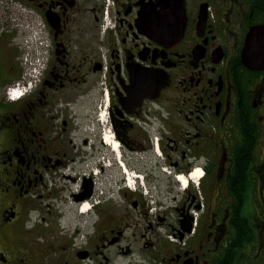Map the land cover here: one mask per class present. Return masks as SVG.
Masks as SVG:
<instances>
[{
	"label": "flooded vegetation",
	"instance_id": "1",
	"mask_svg": "<svg viewBox=\"0 0 264 264\" xmlns=\"http://www.w3.org/2000/svg\"><path fill=\"white\" fill-rule=\"evenodd\" d=\"M0 264H264V0H0Z\"/></svg>",
	"mask_w": 264,
	"mask_h": 264
},
{
	"label": "bare ground",
	"instance_id": "2",
	"mask_svg": "<svg viewBox=\"0 0 264 264\" xmlns=\"http://www.w3.org/2000/svg\"><path fill=\"white\" fill-rule=\"evenodd\" d=\"M85 209H86V205H85Z\"/></svg>",
	"mask_w": 264,
	"mask_h": 264
}]
</instances>
